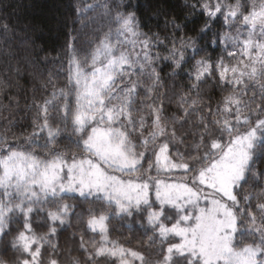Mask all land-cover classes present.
<instances>
[{
    "label": "snow or ice",
    "instance_id": "1",
    "mask_svg": "<svg viewBox=\"0 0 264 264\" xmlns=\"http://www.w3.org/2000/svg\"><path fill=\"white\" fill-rule=\"evenodd\" d=\"M180 8L152 31L139 3L75 0L105 26L69 37L63 85L22 106L0 83V264H264V0Z\"/></svg>",
    "mask_w": 264,
    "mask_h": 264
},
{
    "label": "trees",
    "instance_id": "2",
    "mask_svg": "<svg viewBox=\"0 0 264 264\" xmlns=\"http://www.w3.org/2000/svg\"><path fill=\"white\" fill-rule=\"evenodd\" d=\"M74 2L75 0H0V23L6 20L15 29V33H9V42L0 38V83L5 80L11 82L12 91L21 98L22 106L25 99L31 101L34 93L37 98L43 95L40 89L47 74H51L58 85H63L66 75L64 68L67 64L65 45L70 36L77 35L82 47L91 34H98L104 28L105 21L99 15L95 21H85L84 25L77 21L73 11ZM130 2L139 3L138 15L142 23L150 26L152 31L163 30L165 17L158 13L179 15L182 4V0ZM203 91L206 95L211 94L212 88L209 86ZM27 124L28 115L25 112L20 120L21 128L15 129V133L19 135ZM114 229L113 239L134 247L137 245V237L119 223L114 225ZM74 231L75 228L69 229L61 239V244L67 240V247L75 255L77 243L69 239Z\"/></svg>",
    "mask_w": 264,
    "mask_h": 264
}]
</instances>
